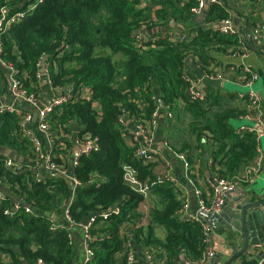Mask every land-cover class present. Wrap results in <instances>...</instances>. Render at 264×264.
I'll use <instances>...</instances> for the list:
<instances>
[{"label":"trees","instance_id":"1","mask_svg":"<svg viewBox=\"0 0 264 264\" xmlns=\"http://www.w3.org/2000/svg\"><path fill=\"white\" fill-rule=\"evenodd\" d=\"M223 1L225 5L210 3L200 22L191 13L197 0H0V11L7 9V15L35 5L1 36V58L14 66V77L30 91H38L39 66L48 55L53 86L69 83L74 94L50 116L51 130L72 132L70 126L75 124L82 128L80 136L89 133L99 143L72 167L73 177L80 182L75 190L71 179L51 173H43L38 179L28 165L22 172H14L5 165L9 157L2 154L3 149L18 157L34 158L33 141L21 126L29 108H21L23 114L0 113V179L7 189L5 198L0 199V264H37L39 259L46 264H78L77 243L71 242L67 229L52 231L48 215L56 211L59 222L68 224L63 203L74 194L69 206L74 221L82 222L98 213L90 230L93 239L89 245L95 256L89 264H117L116 256L132 238L130 231L142 247L161 246L169 260L182 252L188 260L202 257L203 229L198 223L179 218L184 200L175 185L151 186L150 195L156 202L147 214L149 224L147 228L138 224L146 216V201L125 181V167H134L142 182H152L159 163L146 164L134 157L137 144L128 140L130 128L120 123V117L126 112L134 123H146L160 110L158 99H163L164 109L174 116L169 121L168 141L175 152L187 153L189 176L194 180L189 148L198 150L199 156L209 155L211 175L226 179L240 176L255 161L257 131L242 129L234 121L246 114L255 116L256 110L234 106L237 94L222 92L219 86H210L204 101H188L186 96L183 65L187 64L191 72L188 60L193 59L206 67L213 59L212 48L226 49L238 43V35L204 26L231 16L235 7L230 0ZM171 20L180 21L191 36L181 41V33L172 37L160 34L157 40L149 37L138 41L136 31L143 26L170 28ZM4 70L0 64V95ZM84 91L90 94L75 97ZM243 100H249L247 94ZM184 114L190 115L187 123ZM54 152H59L56 146ZM203 197L211 204L204 192ZM17 200L29 203L32 213L22 209L15 217L6 216L4 209ZM106 209L112 210L104 217L102 211ZM125 224L130 225L127 232L122 231ZM156 225L167 226L164 240L155 235Z\"/></svg>","mask_w":264,"mask_h":264},{"label":"built area","instance_id":"2","mask_svg":"<svg viewBox=\"0 0 264 264\" xmlns=\"http://www.w3.org/2000/svg\"><path fill=\"white\" fill-rule=\"evenodd\" d=\"M148 3V2H147ZM146 3V4H147ZM210 3H218L221 5H225L223 0H197L196 5L191 7V13L198 17L200 14H202L204 8L206 5ZM35 5H30L26 10L18 11L14 14L7 15L8 10L4 9L2 10V14L0 16V64L8 71L11 72L10 75V93L12 96V103H4L0 99V113L4 112H17L22 113V109L24 106H27L29 108L28 111H26L23 114L22 120H21V126L25 130L26 134L31 138L33 141V147H34V158L29 159L27 158V164L29 167V170L34 173L36 178L41 179V177L44 175L43 173H51L53 175L61 176V177H67L72 180L73 183V189L75 190L79 185L80 182L73 177L72 167L77 166L79 164V157L83 154H89L92 151L96 150L99 147L98 138L93 137L89 133H84L82 136L77 135L74 140L79 144L78 150H76L72 155H70L71 148L69 147L68 141L70 138H72L73 133L72 132H53L51 130V126L49 124V118L50 116L60 111L64 104H66L69 100L73 98L72 91L67 92L66 86L63 87H55L56 88V96L51 99V101L48 102V104L41 106V98L38 93V91H30L26 87H24L23 83L15 76L17 73L16 69L11 63L3 61L1 58L2 53V41L1 36L2 33H4L8 27L12 24L20 22L23 18L26 17L27 13L34 8ZM7 10V12H5ZM231 13V10H230ZM154 21H156V18L153 16ZM173 21V20H172ZM234 18L231 14L230 17L225 18L221 20L217 24H211L206 23L204 26L206 28H215L220 30L221 33L227 34V35H238V43L236 46L230 48V56L231 57H239V58H245L249 54V45L247 43L248 36H244L246 33L244 30H238L236 27H234ZM156 29V28H154ZM154 29H148L147 26H143L141 29H139L140 33H138V41L144 42V40H148L150 36L145 35L144 31H151ZM185 27L181 31V34L179 36L181 37V41L187 40L191 35L190 32L185 31ZM252 34H259L264 33V18L261 21V23L256 27L254 26L252 28ZM152 34V32H151ZM162 34V33H161ZM160 34H156L153 37L155 40L158 39V36ZM169 35L170 37L173 36V33H167L163 34ZM247 35V34H245ZM251 35L249 34V38ZM247 38V40H246ZM191 59L188 60V62ZM44 61V57L41 60V63ZM40 63V65H41ZM201 67L202 65L199 64ZM191 69V68H190ZM243 70L246 73V79L245 84L249 88L248 95V108L253 109L257 111L258 116H256L255 120L261 125H264V113H261L262 111V101L261 97L258 92L254 90V86L256 81L258 80V75L252 68L250 64L244 63L243 64ZM46 75L50 82V74H49V64L48 60L45 63V71L44 74L40 73L39 69V77ZM183 77L186 82H188V88L186 90V96L188 101H204L205 93L199 91L196 88V85L198 83V80L192 76L191 72L187 68V64L183 65ZM204 77L206 79H209L211 81L214 80H222L223 75L219 72H206ZM72 86V85H70ZM73 87V86H72ZM73 90V89H72ZM90 93L88 91L83 92L81 95L78 93L75 94L76 98H82L85 96H88ZM22 103V104H21ZM22 108V109H21ZM37 114V121L33 122V116L34 114ZM167 116L169 119L173 118V114L171 112H167ZM126 117H129L126 112H124V116L120 117V123L126 124ZM252 119V116L246 114L242 116V119ZM130 119V118H129ZM158 121V112H155L153 115L152 120L142 123V122H135V129L140 132L141 141H138L134 132H131V136L134 138L135 143L137 144L134 150V157L137 159L143 160L144 163L149 164L152 162H155L157 160L162 159L163 157L160 154V151H158L156 148L152 147V141L155 138L156 129L155 126ZM246 128V126H242V129ZM82 131V128L79 132ZM72 135V136H71ZM68 141H67V140ZM55 146H59L62 150L67 152L65 154V158L67 156H71V161L69 164L67 163H61L56 160L55 154H54V148ZM164 148L168 150L169 153H173V155L181 161L183 164L184 170L186 173H188L189 181L195 185V181L193 178L189 176L191 173L190 171V163L188 160V155L185 152H175L171 146V143L166 139L164 141ZM258 156L255 159V161L246 167L244 174L241 176L233 177L231 179H226L218 176H211L207 179V184L212 189V199L211 204H207L204 197H203V190L200 187L194 186V193L197 196L198 199V208L200 213H219L225 204L227 193H230L231 190L237 188L239 184L242 182H252L254 180L255 175L260 169L261 166V158L259 156V153L261 152L260 147L258 146ZM1 158V157H0ZM6 167L10 168L14 172H22L24 170V165L21 163H17L12 158H7L4 160ZM43 169V170H41ZM125 181L132 187L133 190L141 193L145 197V201L150 196V189L152 185L158 184H164V183H171L173 185L177 184V178L169 171H160L158 172L156 179L152 182H142L138 176H137V170L127 165L125 167V175H124ZM6 187L4 182L0 179V199L5 198V191H3V188ZM6 189V188H4ZM75 195V194H74ZM74 195L70 196L68 200H65L63 203L64 208V219L69 221V223L59 222L58 218L59 215L56 211H50L48 213L51 226L50 229L52 231H56L58 229H67L68 237L73 242L76 241V229L79 228L83 235L85 236L84 239V245H83V253H84V264H89L95 256V253L93 249L90 247L89 243L93 239L91 235V228L93 225V218L89 222H76L72 219L70 215L69 206L74 200ZM25 201L17 200L11 207H7L4 209V214L8 217H15L22 209L25 210L27 213H32V207H25L24 206ZM146 205V202H145ZM115 210L118 212L119 209L117 206H115ZM112 209H106L102 211L104 217H107ZM191 213L189 211V201L186 199L183 202V206L178 214L179 218L182 220H189L191 222L198 223L202 229H203V235H204V245L205 250L202 255V257L199 260H188L186 259L183 264H209L210 261L214 258L216 251L214 248V237H213V226H211L201 215ZM98 213H94V215H97ZM264 248V244L261 245ZM145 257L147 260V264H157L154 255L149 251L148 249L145 250ZM135 258L134 253V247L132 240H127L124 243V252L118 254L116 256L117 264H133ZM37 264H46L42 259H39ZM182 264V263H178ZM257 264H264V254L262 257L258 260Z\"/></svg>","mask_w":264,"mask_h":264},{"label":"crops","instance_id":"3","mask_svg":"<svg viewBox=\"0 0 264 264\" xmlns=\"http://www.w3.org/2000/svg\"><path fill=\"white\" fill-rule=\"evenodd\" d=\"M230 2L235 7V10L231 11L234 20L237 21L236 23L234 22V27H236V29H238L239 31L245 29L244 31L246 32L245 34L247 35L244 34V36H248V40L246 38L250 49L248 56L245 58L231 57L230 48L232 47L226 49L224 48L220 49L218 47H214L211 50L213 59L210 62V64L206 67L205 66L200 67L199 64L196 63L194 68H191L192 70L191 74L193 77H195L198 80L196 88L199 91L205 92L206 94L207 89L210 88V86L222 87L223 88L222 92H234L235 94H237L234 106L242 107V108L244 107L247 110H253L248 108V101L243 100V97L249 92V88L245 84L246 73L243 70V64L244 63L250 64L258 75V80L255 83L254 90L258 92L261 97V101H262L261 113H264V33L252 34L251 31L252 28L254 26L257 27L264 18V0H230ZM237 10H239L242 13V15H239ZM2 13L3 12L0 11V16ZM247 17H249L248 23H247L248 21ZM170 26H171L170 28L162 27V28H156L151 31H144V33L145 35L151 37V36H155L156 34H161V33L167 34L172 32L173 36H175L177 33H181V31L184 28V25H182L180 21L176 23L171 20ZM249 34L251 35L250 38H249ZM206 72L222 73L223 79L214 80V81L206 79L204 77ZM10 75L11 72L5 69L3 73L5 80L1 81V95H0V99L4 103H12V96L10 93V86H9ZM39 81L40 82H39L38 93L41 98V106H44L48 104V102L51 101L53 97L56 96V88L53 86L52 82H50L49 78L46 75L43 76L40 75ZM219 82H221V84L225 82L226 85L220 86L219 84L216 85L214 84ZM66 87H67L66 89L67 92H70L73 89V87L70 86L69 83L66 84ZM167 112L168 111H166L165 109L163 111L158 110V121L155 126L156 134L151 144L152 147L160 151V154L163 157L162 159L159 158V160L155 161L156 163H159L157 165V170L158 172L169 170L177 178V184L175 186L178 188L179 197L182 198V200L187 199L189 201V211L191 213L195 214L198 212L199 214L200 212L197 203L198 199L196 194L194 193V186L202 188L206 200L209 202L211 201L212 192L208 187L207 179L212 176L210 172V165L212 160L209 157V155L199 156L198 150L193 149V151H190L191 149L190 148L188 149V151L191 152L190 156H193V161H192L194 166L193 169H195L192 171V173L195 175V180H194L195 185L192 184L189 181L188 173H186V171L184 170L181 161H179L172 153H169L168 150L164 148V141L166 140V136L169 129V123H170L169 121H173L172 119L168 118ZM248 115L252 116V119L239 118V122H240L239 126L250 127L257 131L259 147L261 149V152L259 153V156L261 158V166L252 182H244V183L242 182L241 184H239L237 188L231 190L230 193H227L224 207L221 210L224 211L222 222H220L219 226L217 227L213 226L214 247H215V242L228 241V239L226 240L225 237H226V233L229 231V228H225V223L229 222L230 218L234 213L236 206H238L240 202L242 203L245 202L246 204L251 203L253 201L264 202V132L263 134H260L258 129V126H260L263 128L264 131V125H261L258 122H256L255 118L256 116H258V114H256L255 116H253L252 114H248ZM183 117H185L187 123L189 121L190 115L184 114ZM125 121H126V125L130 128L128 134V140L134 141V138L131 136V132H134L137 140L141 141L140 132L135 129V123L128 117H126ZM241 123L244 124L241 125ZM70 128L72 130L73 136L71 135L72 138H70L69 141L67 139L66 140L68 141L69 147L71 148L72 153L70 155H72L76 150H78L79 144L74 139L77 135H79L77 129H81V128L75 124H72ZM56 147L59 149V152H54L56 160L57 161L60 160L61 163H69L71 161V156H67V158L65 159L64 150H62L59 146ZM4 150L5 149H3L2 154L4 156L10 157L9 155H6L4 153ZM12 159L16 161L14 158ZM21 164L25 166L27 164V161ZM243 174L244 171L240 173V176ZM4 188L3 191L5 190ZM155 202H156L155 196L150 195L146 200V205L144 204L145 211L143 210V212L146 216L142 219V221L141 220L138 221V224L143 225L144 228H147V225L149 224L147 218L149 208L152 204L154 205ZM260 209L264 210V206H262ZM92 217H94V214H91L90 216L86 217L82 222L83 223L89 222ZM262 219L263 220L259 222L258 221L250 222L251 244L249 245L248 251L242 257H239L236 260L235 264H257L258 260L264 254V248L261 246L262 244H264V216ZM129 228L130 225L125 224L122 226V231L127 232ZM75 229H76L77 245L80 248L78 264H84L83 245H84L85 236L83 235V232L79 228H75ZM167 232H168L167 226L164 225L155 226V235L160 240L165 239ZM144 233H146V230L144 231ZM129 234L130 236H132L131 240L133 243L134 253H135L133 264H147V260L145 257L146 249L151 251V253L154 255L157 264H178L188 259L186 254L182 252L178 257H174L172 260H169L167 254L164 252L161 246L151 247L150 249L142 247L139 245V243H136V238L134 237L131 231ZM236 245H237V249H241L243 245L242 234L239 236V238H237Z\"/></svg>","mask_w":264,"mask_h":264},{"label":"water","instance_id":"4","mask_svg":"<svg viewBox=\"0 0 264 264\" xmlns=\"http://www.w3.org/2000/svg\"><path fill=\"white\" fill-rule=\"evenodd\" d=\"M208 8V4L204 8L202 14H200L197 18L198 21H203L206 17V10ZM7 12V10H5ZM235 23L237 21H234ZM136 33H140L139 30L136 31ZM48 55L44 57V61L39 66L40 73L44 74L45 71V63L48 60ZM196 62L191 59L189 61L190 68H194ZM220 86L226 85L225 82L221 84ZM248 90V89H247ZM205 93V92H204ZM159 106L160 110L163 111L165 108V102L163 99L159 98ZM22 104V103H21ZM38 115L35 113L33 116V122L37 121ZM244 124V123H243ZM241 123V125H243ZM255 126V125H254ZM259 133L263 134V128L258 126ZM80 129H77V132H79ZM4 153L6 155H9L11 158H14L17 162L23 163L27 160L24 157H17L14 155L10 149H5ZM7 192V189L4 190ZM25 207H31L29 203L24 204ZM264 206V202H256L253 201L251 203L246 204L245 202H240L238 206H236L234 213L232 217L230 218L228 223H225V228H229V231L226 233L225 239L227 242H215V251L216 254L214 258L210 261L209 264H235L236 260L239 257H242L249 248V245L251 244V237H250V222H256V221H262L264 216V210H261L260 208ZM253 209V210H252ZM42 214V212H40ZM224 211H220L219 213H200V215L211 225V226H219L220 222H222V217L224 216ZM254 230V229H253ZM243 235V245L241 249H237V238H239L240 235ZM185 261H182L183 264Z\"/></svg>","mask_w":264,"mask_h":264},{"label":"rangeland","instance_id":"5","mask_svg":"<svg viewBox=\"0 0 264 264\" xmlns=\"http://www.w3.org/2000/svg\"><path fill=\"white\" fill-rule=\"evenodd\" d=\"M148 1H150V0H148ZM156 28H160V27H156ZM234 124L239 126L240 122L239 121H234ZM166 139L169 140L168 135L166 136Z\"/></svg>","mask_w":264,"mask_h":264}]
</instances>
